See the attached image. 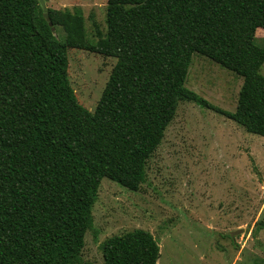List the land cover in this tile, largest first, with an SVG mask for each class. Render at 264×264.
Returning a JSON list of instances; mask_svg holds the SVG:
<instances>
[{
	"label": "trees",
	"instance_id": "1",
	"mask_svg": "<svg viewBox=\"0 0 264 264\" xmlns=\"http://www.w3.org/2000/svg\"><path fill=\"white\" fill-rule=\"evenodd\" d=\"M46 14L51 26L39 0H0V264H78L101 179L136 191L180 100L264 136V0H106L94 44L78 8ZM68 49L115 59L93 111L69 85ZM193 54L242 79L233 112L184 86ZM99 249L104 264L160 256L142 229Z\"/></svg>",
	"mask_w": 264,
	"mask_h": 264
},
{
	"label": "rangeland",
	"instance_id": "2",
	"mask_svg": "<svg viewBox=\"0 0 264 264\" xmlns=\"http://www.w3.org/2000/svg\"><path fill=\"white\" fill-rule=\"evenodd\" d=\"M83 16L87 42L106 32V0H42ZM98 33V35H97ZM57 38L63 35L55 28ZM264 30L254 44L261 46ZM67 78L80 105L93 111L115 59L68 49ZM264 76V63L260 69ZM242 79L193 54L184 86L215 109L233 112ZM136 191L101 179L78 264H104L99 245L142 229L159 245L156 264H264V136L246 132L214 109L180 100L145 163ZM217 259V261H215Z\"/></svg>",
	"mask_w": 264,
	"mask_h": 264
},
{
	"label": "water",
	"instance_id": "3",
	"mask_svg": "<svg viewBox=\"0 0 264 264\" xmlns=\"http://www.w3.org/2000/svg\"><path fill=\"white\" fill-rule=\"evenodd\" d=\"M39 3L42 7V11H43V18L46 19V21H48V25L51 26V23L49 22L48 18H47V14H46V7L45 4L42 0H39ZM51 31H53V28L51 27Z\"/></svg>",
	"mask_w": 264,
	"mask_h": 264
},
{
	"label": "crops",
	"instance_id": "4",
	"mask_svg": "<svg viewBox=\"0 0 264 264\" xmlns=\"http://www.w3.org/2000/svg\"><path fill=\"white\" fill-rule=\"evenodd\" d=\"M215 261H217V259H216ZM204 264H211V263H209V262L205 263V262H204ZM232 264H233V262H232Z\"/></svg>",
	"mask_w": 264,
	"mask_h": 264
}]
</instances>
